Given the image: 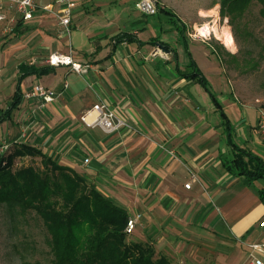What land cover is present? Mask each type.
I'll list each match as a JSON object with an SVG mask.
<instances>
[{
    "label": "crops",
    "instance_id": "1",
    "mask_svg": "<svg viewBox=\"0 0 264 264\" xmlns=\"http://www.w3.org/2000/svg\"><path fill=\"white\" fill-rule=\"evenodd\" d=\"M137 1L75 0L70 31L54 24L64 32L41 55L71 54L91 65L89 73L60 66L20 81L24 64L50 67L49 55L21 61L11 95L19 90L22 100L0 122V139L13 144L12 151L23 145L42 151L128 215L140 214L133 241L152 245L176 264H245L247 244L264 242V185L253 189L245 177L227 172L223 160L233 155L232 143L264 159L258 109L236 100L212 44L191 39L188 29L181 33V19L151 23L136 10ZM39 6L22 28L38 13H52L48 6L59 10L51 1ZM124 34L131 39L118 42ZM189 54L215 101L197 78L184 75ZM36 84L58 95L55 102L25 98ZM99 102L130 128L107 134L84 123L81 116ZM10 103H0V116ZM193 176L197 181L187 189ZM258 256L264 260V252Z\"/></svg>",
    "mask_w": 264,
    "mask_h": 264
},
{
    "label": "trees",
    "instance_id": "2",
    "mask_svg": "<svg viewBox=\"0 0 264 264\" xmlns=\"http://www.w3.org/2000/svg\"><path fill=\"white\" fill-rule=\"evenodd\" d=\"M251 1L221 0V6L223 11L233 15L244 12ZM257 1L264 4V0ZM159 12L174 21L179 20L169 9L159 7ZM23 22L20 19L16 24L17 34ZM180 25L179 30L185 34L186 27ZM129 39L128 34L117 37L118 42ZM53 68L39 69L24 64L20 67L19 80L32 74H45ZM188 73L184 75L197 78L215 101L208 81L199 73L192 57ZM21 100L22 94L18 90L10 107L1 114L0 122L10 118ZM231 147L233 155L223 160L224 169L234 176L245 177L250 185L264 181V159L235 143ZM27 155L38 158L41 167L24 166L14 171L15 159ZM261 194L263 197L264 188H261ZM1 204L19 210L21 214L35 212L41 217L51 235L53 264H176L165 256L154 259L155 249L150 244L129 242L125 232L129 215L125 209L104 196L84 177L30 146H20L7 159H0Z\"/></svg>",
    "mask_w": 264,
    "mask_h": 264
},
{
    "label": "rangeland",
    "instance_id": "3",
    "mask_svg": "<svg viewBox=\"0 0 264 264\" xmlns=\"http://www.w3.org/2000/svg\"><path fill=\"white\" fill-rule=\"evenodd\" d=\"M49 1L54 2V0H45V3ZM154 1L159 7L173 11L176 17L182 20V25L186 27V30L188 29V32L193 27L204 24L215 26V23L220 31L225 27L231 29L236 50L228 48L219 38L212 37V40L207 43L216 48L221 66L225 69L224 73L232 84L236 100L243 105H254L259 112L260 108L264 107V4L252 0L244 12H236L232 15L222 10L221 0ZM49 14L47 15L50 17H43V13H38L25 25V28L20 29L21 35L15 32L16 24L6 32L0 33L1 104L6 106L14 97L11 95L12 83L17 65L23 60L47 58L50 54L41 55V49H45L53 40H58L60 33L64 32L57 27L55 29L54 24L56 26L58 23L57 17L55 14ZM146 18L151 23L157 22L160 25L162 24L160 21L166 18V15L158 14ZM148 34H144L143 37ZM190 42L194 48L198 45V43ZM24 50L27 53L22 55ZM200 61H202L201 58ZM14 150L6 159L13 154ZM24 166L41 167V162L28 155L17 157L13 170ZM263 185L264 182H259L252 188L258 189ZM134 233L127 237L129 242H134ZM159 256L161 254L155 252L154 259ZM54 258L51 235L41 217L35 212L21 214L19 210L10 209L7 205L1 204L0 264H53ZM170 261L176 263L173 259Z\"/></svg>",
    "mask_w": 264,
    "mask_h": 264
},
{
    "label": "built area",
    "instance_id": "4",
    "mask_svg": "<svg viewBox=\"0 0 264 264\" xmlns=\"http://www.w3.org/2000/svg\"><path fill=\"white\" fill-rule=\"evenodd\" d=\"M41 1L42 0H0V33L6 32L9 28H13L17 18H21L24 21L31 20L36 9L40 7L39 5ZM74 2L75 0H54V3L59 7V10H55L52 6L46 7L48 11L55 14L60 25L65 28L64 30L66 32L70 31L69 26L72 19L71 6ZM135 8L140 13L147 16L156 15L159 11V5L154 0H138L135 4ZM225 22L228 23L227 20H225ZM215 27L216 23L215 26L204 24L198 27H193L189 36L191 39L201 42H209L212 40V37L218 39L214 29ZM46 63L51 67H69L72 72L79 75L88 74L91 68L89 63L78 62L71 54H64L61 52L51 53L46 59ZM24 97L27 99L36 98L43 105L55 102L58 95L50 89L45 88L40 84H36L24 93ZM90 114H94V117L89 120ZM81 120L89 126L101 128L107 134H112L122 128H130L127 121L121 118L114 109L110 108L104 102L94 104L90 110L81 116ZM256 128L258 135L264 140V107L260 108L258 112ZM12 145L13 144L5 139H0V159H6V157L11 154ZM196 181V177L193 176L192 181L186 184L185 187L190 189L192 183ZM140 219V214L130 215L128 217L125 228L127 236L132 235L136 231ZM260 226L264 228V222H261ZM247 246L249 248V256L245 264H264V260L258 256V254L264 252V242L251 243L247 244Z\"/></svg>",
    "mask_w": 264,
    "mask_h": 264
},
{
    "label": "bare ground",
    "instance_id": "5",
    "mask_svg": "<svg viewBox=\"0 0 264 264\" xmlns=\"http://www.w3.org/2000/svg\"><path fill=\"white\" fill-rule=\"evenodd\" d=\"M214 29L217 37L222 40L228 48H230L231 50H236L235 39L233 37L231 29L225 27L222 29V31H220L218 26H216Z\"/></svg>",
    "mask_w": 264,
    "mask_h": 264
},
{
    "label": "water",
    "instance_id": "6",
    "mask_svg": "<svg viewBox=\"0 0 264 264\" xmlns=\"http://www.w3.org/2000/svg\"><path fill=\"white\" fill-rule=\"evenodd\" d=\"M163 50H165L166 52H169V49L163 48Z\"/></svg>",
    "mask_w": 264,
    "mask_h": 264
}]
</instances>
